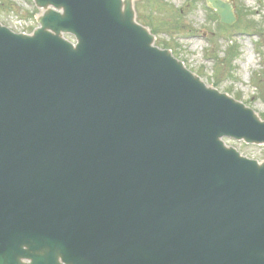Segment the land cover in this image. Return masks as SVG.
Wrapping results in <instances>:
<instances>
[{
	"label": "water",
	"instance_id": "1",
	"mask_svg": "<svg viewBox=\"0 0 264 264\" xmlns=\"http://www.w3.org/2000/svg\"><path fill=\"white\" fill-rule=\"evenodd\" d=\"M136 1L0 23V264H264V161L224 141L264 145V121L156 47Z\"/></svg>",
	"mask_w": 264,
	"mask_h": 264
},
{
	"label": "rangeland",
	"instance_id": "2",
	"mask_svg": "<svg viewBox=\"0 0 264 264\" xmlns=\"http://www.w3.org/2000/svg\"><path fill=\"white\" fill-rule=\"evenodd\" d=\"M224 1L238 17L230 27L205 0H137L135 11L137 21L153 30L156 46L170 49L208 86L245 103L264 120V0ZM13 13L20 19L13 20ZM42 13L33 0H0L6 26L21 28V21L26 29L37 28ZM224 141L243 156L264 161V146Z\"/></svg>",
	"mask_w": 264,
	"mask_h": 264
}]
</instances>
